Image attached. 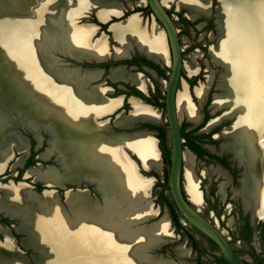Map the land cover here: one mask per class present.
I'll return each mask as SVG.
<instances>
[{
    "label": "bare ground",
    "instance_id": "obj_1",
    "mask_svg": "<svg viewBox=\"0 0 264 264\" xmlns=\"http://www.w3.org/2000/svg\"><path fill=\"white\" fill-rule=\"evenodd\" d=\"M99 1L0 0V132L5 130L0 134V174L15 151L24 155L13 162V169L21 167L27 157V140L14 131V123L31 131L39 144L40 130L47 131L51 135L49 146L39 158L46 161L54 154L61 166L42 170L38 165L27 170L26 178L50 185L42 195L26 182L0 183V213L21 220L16 229L28 234L22 244L44 253L39 264H189L152 253L153 249L175 242L177 237L168 215L160 222L142 224L159 214L152 204L145 205L154 180L138 173L135 161L125 151L132 152L144 170H161L157 139L146 131L126 130L132 128L134 121L159 122L160 111L132 97L129 115L119 114L114 122L125 131L114 133L99 118L119 109L122 97L109 99L107 94H112V90L100 86L86 89L84 84L96 79L98 73L80 75L76 70H62L54 55L55 50H64L65 46L75 58L104 60L109 56L108 38L92 40L96 26L78 23ZM211 2L162 0L165 7L175 4L188 9L192 20L210 16ZM104 9L97 11L100 21H107L109 14L122 15L120 4H105ZM215 12L218 38L210 46L209 54L212 62L224 71L212 107L213 113L220 114L209 120L204 131L232 121L215 138L224 139L223 150L235 153L243 168L238 194L263 220L264 0H217ZM140 16L132 14L111 26L113 38L119 44L116 56L125 57L135 47L170 65L164 30L156 23L150 29L142 26ZM200 56V52L192 53L184 61L190 78L200 72ZM111 77L145 89L141 74L117 69ZM213 77L208 76V81L193 91L186 81L182 82L177 95L180 118L193 125L201 122L192 96L200 105L205 103ZM2 117H6L4 126ZM196 161L193 152L184 151L185 191L193 204L201 205L203 193ZM210 172L205 169L202 175ZM216 174L220 180L227 177L220 169ZM66 181L95 185L104 204L88 189H71L65 198L71 213L66 214L57 190L51 189L64 187ZM219 194L227 198V181L220 182ZM9 232L0 226V233L5 236L0 241V264H27L18 258L19 251ZM176 250L181 258L190 255L182 244Z\"/></svg>",
    "mask_w": 264,
    "mask_h": 264
},
{
    "label": "rangeland",
    "instance_id": "obj_2",
    "mask_svg": "<svg viewBox=\"0 0 264 264\" xmlns=\"http://www.w3.org/2000/svg\"><path fill=\"white\" fill-rule=\"evenodd\" d=\"M216 19H217V16H216ZM212 22L213 20H211V23L206 27L207 28L206 32L207 33L213 32L216 35L217 28L216 30L214 28L216 25V22H215V25ZM180 23L181 25L185 24V22L183 21H180ZM183 35H185V37L182 36V41H183L182 45L186 46L188 45L187 42H185L186 41L185 38L188 35L186 30L183 31ZM217 38H218V30H217V37L213 36L212 38L213 41H209L208 37H206V39L202 41L207 44L206 45L207 50L209 46L216 44ZM202 47H203L202 45H199V43H197V45L193 47L195 50L192 48L193 50L187 51L185 53L187 55L184 58L185 61L188 60L189 54H192V53L197 54L198 52H200ZM55 52L56 50L54 51V55H56ZM205 57L209 58L208 56H205ZM197 61H202V57L200 56L197 59ZM216 67L217 69H220V70L222 68L218 65H216ZM169 70H170L169 67L164 65V72L166 74H168ZM223 71L224 70L222 68L221 74L223 73ZM184 72L185 74L183 73L182 82L183 81L187 82L190 77L187 76L188 73L186 72V70ZM219 80H220V77H219ZM197 85L198 84L196 83L194 84V86H197ZM181 86H182V83L179 89L181 88ZM165 90H166V84L165 85L163 84V79H162V82H158V103H157L158 110L161 113V118L159 122H156L154 124H156L158 128H160L161 134L164 137V141H161V139L157 135H153V133L152 134L150 133L158 141V148L161 152V157L163 160L162 168L159 172L156 171L155 169H150L146 171L143 169L142 165L139 163L140 160L136 156H132V158L138 164V166L136 165L138 168V173H140L141 175L147 178H151L152 180H154L153 186L150 190V196L145 201V205L152 204V207L155 208L159 212L156 218H150L142 224L144 226H147V225L153 224L154 222L156 223L160 222L164 216L168 215V218L170 220V225L174 228V232L177 237V240L172 243L164 244L159 249H153L152 253L160 254L164 257H169L177 262L184 261L189 264H224L223 256L221 255L219 248L209 238H207L198 229H196L193 225H191L181 215V213L176 210V207L172 200V196L169 190V172H170V161H171V154H172L171 152L172 144H171V137H170L166 110H165L164 102H163ZM219 92L220 90L216 91V93H219ZM193 97L195 96L193 95ZM219 114L220 112L217 113V115ZM211 118H213V116L210 117V119ZM179 120L181 123V127L183 128L184 151L189 150L193 152L197 157L196 169H197V176L201 181V190L203 193V203L201 205H195V204L194 205L200 210L201 214L206 219H208L210 222L216 225L218 229L224 233L226 238H228L231 245L233 246L242 264H264V219L261 220L257 218L256 215L254 214V211L245 205L244 200L238 194V191L239 189H241V185H242L241 179H242L243 168L242 166L239 165L237 160L233 159L234 157L232 153H230L227 150H223L221 148V144L223 143L224 139L215 138V134L219 133L223 129V127L230 125L232 121L225 122L221 126L216 127L215 129L209 131L208 133L207 132L203 133L201 131L194 132L195 130L192 129L193 124L190 123L186 118L179 117ZM1 121L3 122V126H4L6 123V117H2ZM126 130L129 132L132 131V129H126ZM4 132L5 130H2L0 134L3 135ZM28 135L25 134V136L31 137L30 134ZM33 144H35V150L33 152L35 155H38L44 152L45 148L38 147V143L36 141H34ZM17 153L19 154L17 156L18 158L24 155L19 152ZM52 156L56 158L54 154H51L50 157ZM220 158L226 160V162L224 163V166L219 164L218 159ZM34 161L35 162H33L31 166H35L36 162H40L39 160H36V159ZM45 164L55 165L53 161H48ZM59 167L61 166L58 165V168ZM205 169H208L211 172L210 174L203 176L202 172ZM216 169L217 170L220 169L223 173H226L227 177L221 178L220 180L218 178V175L216 174L217 173ZM8 174H10V172H8ZM221 181L228 182V196L226 199H223L221 195L219 194V185ZM4 182L8 183L7 180ZM183 182H184V178H183ZM82 183H87V182H81V183L75 184V183L66 181L65 185L72 184L73 186L77 187V189H88L89 188L88 189L89 192L91 193L90 191L91 189L92 192L95 194L93 195L91 193L94 196V198L98 199V201L101 204H104V201L101 195L96 191L95 185L93 184L89 185V183H87L88 186L85 187L83 185L82 186L80 185ZM77 189H74V190L77 191ZM55 190H57V187L55 188ZM1 193L2 192L0 191V194ZM37 194L42 195L43 192L41 194L40 193H37ZM65 198H66V194H65ZM65 198H64V201H62L61 199L60 201L64 207V210L66 211V214L69 215L71 211L69 207L65 204ZM0 218H1L0 219L1 223L3 221L7 222L6 220H8L6 217L2 215H0ZM12 219H17L19 223L15 225V227L16 226L20 227L21 220L19 218H12ZM20 232L24 233L25 237H23V239L28 236L27 232L25 231H20ZM3 236L0 235V238L3 239ZM181 244L184 245V247L190 251V255L188 258H181L179 255H177L176 249ZM25 247L28 249H26ZM25 247H20V248L17 247L19 251L18 258L27 262V264H39V261L42 259V256L44 257V253L40 249H37L33 246L31 247L25 246ZM32 249L36 250V253H34ZM22 252H24V255L22 254Z\"/></svg>",
    "mask_w": 264,
    "mask_h": 264
},
{
    "label": "flooded vegetation",
    "instance_id": "obj_3",
    "mask_svg": "<svg viewBox=\"0 0 264 264\" xmlns=\"http://www.w3.org/2000/svg\"><path fill=\"white\" fill-rule=\"evenodd\" d=\"M76 1V0H75ZM106 1V2H105ZM142 1H145V4H142ZM162 1V0H161ZM141 2V3H140ZM99 3V4H98ZM96 5L92 6L90 10H88L86 13H84L79 19L78 23L80 25L83 24H91L96 26L97 33L93 36L92 40H96L97 38H101L102 36H106L109 41V47H110V54L107 58L104 60H97L95 58H89V57H74L72 56L67 47L64 46V50L62 48H58L56 50V59L59 68L62 70H76L77 73L80 75L86 73V72H92L96 71L98 73V76L96 79H92L87 81L84 84V87L86 89H91L93 87H102L105 89H111L112 94H107V98H116V97H122V103L119 109L113 111L111 114L101 116L99 118L100 122H107L108 125L111 127V130L114 133H120L124 132L125 129L123 127L115 125V120L119 114L123 115H129L131 109L130 105V98L132 97H140L142 100L141 102L154 107L158 110V82L165 81L167 83L170 72H171V64L168 66L166 63H164L161 59L157 57H150L148 54L140 51L138 48H133L128 52L127 56L125 57H117L116 56V47L119 45L116 43V41L113 38V34L111 33V26L122 22L126 20L130 15L132 14H139L140 18L142 19V26L149 27V29L152 27L154 23L158 24L160 27H162L160 21L156 18L154 12L152 11L149 0H100ZM117 3L120 4L122 7V15L116 16L115 14H109V17L107 21L103 22L100 21L99 16H97V13L104 9L105 4H112ZM140 3V4H139ZM102 6H101V5ZM139 4V5H138ZM163 5V4H162ZM164 6V5H163ZM95 7V8H94ZM103 7V8H102ZM216 7H217V0H212L211 6H210V16H200L199 18H196L195 20H191V18H188L189 10L184 7H178L175 4H172L170 7H165L167 13L172 18L179 37L181 50H182V59L183 62L185 61V57L187 56L185 53L187 51L193 50L194 46L199 43V45H202V49L200 50L202 61H197L200 64V72L197 76L194 78H189L187 83L189 84V87L191 91H193L194 84H200V83H206L208 81V76H214L212 80V84L210 86V89L207 92L205 103L200 105L198 100L192 96V100L195 104H197L198 109L200 111L201 115V122L198 125H193L192 129L196 131L205 132L204 128L206 124L209 122L210 117L217 115V113H213L212 107H213V99L218 90V83H219V77L221 74L220 69H217L216 65L212 62L211 57L209 55V49H206V43L202 42L208 37L209 41H213L211 39V35L214 37H217V30H216ZM100 9V10H98ZM105 10V9H104ZM98 11V12H97ZM111 16V17H110ZM211 20H213L212 23L215 25L216 35L215 33H207L206 27L211 23ZM180 21L185 22L184 25H181ZM199 25H202L199 27ZM204 26V27H203ZM203 27V28H202ZM163 29V27H162ZM187 31V36L185 38V42H187L188 45H182V36L183 31ZM193 48V49H192ZM195 50V49H194ZM208 54V55H207ZM208 56L209 58L205 57ZM168 57L169 61L171 62V55L170 51L168 50ZM204 57V58H203ZM100 61V62H99ZM164 65L169 67L168 74L164 72ZM117 69H122L128 74H141L143 76V80L145 83V89L140 88L139 86L133 84L132 82L128 81H122V80H114L111 75L113 71ZM131 70V71H130ZM184 66L182 67L181 72V79L179 81L178 89L182 83V77L184 72ZM82 72V73H81ZM207 73V74H206ZM165 76V77H163ZM188 76V75H187ZM102 84V85H101ZM140 89L145 90L146 94H144ZM148 90V92H147ZM166 92V90H165ZM164 107H165V93H164ZM166 110V107H165ZM156 122H145V123H139L137 121L133 122V129H140L143 131H146L148 133H153V135H157L161 139V130L158 128ZM132 129V128H131ZM17 133H20V136L24 137L27 140L28 144V151H27V157L24 161V164L21 167H17L13 169V162L18 157V153L15 152L14 158L6 165L5 173L3 172L2 175L0 174V183L8 184L10 182H13L15 184L21 183V182H30L29 184L33 186V190L37 193H42L47 186H45L44 183L37 181L35 182L31 178H26V172L29 168L35 167L37 165H40L42 169H46L48 166H54L58 167V163L56 161L55 157H50L49 160H41L39 158V155H35L33 152L35 150V144H33L34 141H37L35 138V135L29 131V130H23V129H17ZM44 132V133H43ZM181 132L183 134V128L181 127ZM30 134L31 137L26 136L25 134ZM47 133V134H46ZM206 133V132H205ZM208 133V132H207ZM40 136H41V143H38V147L45 148V150L48 148V143L51 138V135L44 130H40ZM33 139V140H32ZM44 141V142H43ZM44 150V151H45ZM29 153V154H28ZM39 160L40 162H36L35 166H31L34 160ZM48 161H53L55 165L45 164ZM219 164L224 166V163L226 160L224 159H218ZM10 172V174H8ZM8 183H5L6 181ZM88 186V185H86ZM85 186V187H86ZM77 189V187L73 186L72 184H66L64 187H57V192L62 201H64L65 194L67 190L69 189ZM89 189V188H88ZM91 193L95 195L92 190L90 189ZM0 215L6 217L8 220L7 222L3 221L0 222V225L6 227L10 232L11 237L14 239L15 245L20 247H25L22 244V239L24 236V233H21L18 231L15 227L19 223L17 219H12L8 217L7 215L0 213ZM1 219V218H0ZM1 236L3 234L0 233ZM18 237H17V236ZM19 238V239H18ZM0 240L4 241L5 237L3 236V239L0 238Z\"/></svg>",
    "mask_w": 264,
    "mask_h": 264
},
{
    "label": "water",
    "instance_id": "obj_4",
    "mask_svg": "<svg viewBox=\"0 0 264 264\" xmlns=\"http://www.w3.org/2000/svg\"><path fill=\"white\" fill-rule=\"evenodd\" d=\"M149 4L156 18L160 21L163 27L171 55V62H170L171 72L168 81L166 83L165 107H166V115H167L171 144H172V150H171L172 154H171L170 172H169V190L172 196V200L176 208L181 213V215L191 225H193L202 234H204L207 238H209L219 248L221 255L225 258L227 264H242L228 238H226L224 233L220 231L216 225H214L212 222H210L201 214L200 210L189 200L186 194L184 182H183L184 146H183V137L181 132V123L179 120L178 107H177V95L179 90L178 85L181 79L182 67L184 66V62L182 59V50H181V45H180L176 26L170 15L167 13L166 9L162 5V1L149 0ZM140 91L146 94L145 90L140 89ZM135 98L142 100L140 97H135ZM141 123H145V121ZM12 128L14 129V131H16L18 128L27 130L24 128L23 125L19 123H14ZM132 130L143 131L137 128L133 129V127ZM18 134L20 135V133ZM125 151L128 153V155L131 158L132 156H134V154L128 151L127 149H125ZM229 152L233 154L234 157L233 159L237 160L235 153L232 151ZM135 163L138 166L136 161ZM139 163L142 164L140 161ZM239 165L241 166L240 163ZM44 184L48 188L50 187L49 184L47 183ZM80 185L86 186L88 184L82 183ZM89 185L91 184L89 183ZM51 189H55V188H51ZM33 251L34 253H36V250ZM22 254L24 255V252H22Z\"/></svg>",
    "mask_w": 264,
    "mask_h": 264
},
{
    "label": "trees",
    "instance_id": "obj_5",
    "mask_svg": "<svg viewBox=\"0 0 264 264\" xmlns=\"http://www.w3.org/2000/svg\"><path fill=\"white\" fill-rule=\"evenodd\" d=\"M182 137H184L183 136V134H182ZM161 141H164V137H163V135L161 134ZM175 205V204H174ZM176 207V206H175ZM176 210L179 212V210L176 208ZM223 260H224V264H227V262H226V260H225V258L223 257Z\"/></svg>",
    "mask_w": 264,
    "mask_h": 264
}]
</instances>
